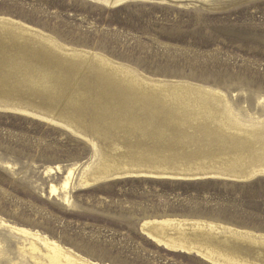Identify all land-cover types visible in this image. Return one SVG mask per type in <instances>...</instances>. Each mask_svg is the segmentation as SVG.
<instances>
[{
  "label": "rangeland",
  "instance_id": "1",
  "mask_svg": "<svg viewBox=\"0 0 264 264\" xmlns=\"http://www.w3.org/2000/svg\"><path fill=\"white\" fill-rule=\"evenodd\" d=\"M0 16L37 27L67 45L100 52L145 75L212 86L223 92V102H211L209 109L200 112L215 113L214 122L206 116L183 113L184 108L172 124L157 122V128L173 129V140L170 136L154 137L159 133L144 138L142 132L122 126L106 127L107 133L102 132L101 137H96L98 132L88 135L82 131L96 139L98 158L105 152L114 157L129 150L146 161L181 168L248 170L244 173L248 175L264 168V128L245 136L236 129L229 132L226 124L237 128L248 124L232 121L234 116L229 114L224 120L223 115L228 104L237 113L264 117V104L260 103L264 97V0H136L116 7L106 0H0ZM7 37L14 41H6ZM18 40L0 35V66L11 65V71L0 69L10 92H0V99L32 109H52L55 116L75 125L81 120L80 105H84L77 98L87 93L86 87L73 93L78 77L71 76L69 70H34L33 64L26 69L15 62L7 65L10 56L1 51L15 49ZM67 72L72 85L62 81ZM87 75L80 78V84L87 85V77L94 80L93 72ZM28 77L38 79L34 80L36 85L24 82ZM99 81V86H94L100 89L106 82ZM110 87H104L97 97L98 89L91 90L93 96L89 92L85 102L107 96L123 98L122 94L134 96L132 90L123 93ZM125 114L122 117L130 123L128 119L134 116L129 113L127 119ZM91 129L95 130L94 126ZM94 154L91 143L68 130L0 112V216L39 229L102 264H213L194 254L158 246L141 230L145 219L200 218L264 233V176L241 181L218 177L113 180L71 188L70 205L50 194V185H58L62 173L46 175V169L81 166ZM235 159L246 161H228ZM9 252L11 257L20 258L13 241Z\"/></svg>",
  "mask_w": 264,
  "mask_h": 264
},
{
  "label": "bare ground",
  "instance_id": "2",
  "mask_svg": "<svg viewBox=\"0 0 264 264\" xmlns=\"http://www.w3.org/2000/svg\"><path fill=\"white\" fill-rule=\"evenodd\" d=\"M130 1H136V0H106V3L109 6L116 7ZM0 35L11 36L13 38L15 37L20 38L25 35H34L45 40L46 43H48L52 47L64 53L72 54L74 56L85 57L88 59H95L94 61H92V64L81 62L80 66L78 67V70H75L74 68H71V70H69L71 73L76 72L74 76L76 75V77L79 78H83V75H87L88 72H93L94 73L93 81H95L96 86H99V82H100L99 80L101 79H103L106 82V84L102 85V87L99 89V87H96L91 83H87V85H84L83 83L80 84V80L77 81L78 79H76L73 88L76 85L78 87L76 88L75 91H73V93L76 92L77 94L78 92H83L80 90V88L86 87L87 89L86 91L87 93H85V95L82 94L80 97L77 98L82 103H84L85 101L84 98L87 95L92 94L91 90L95 91L98 89V92L95 95V97H97L100 94V92L104 90V87L106 88L111 86L110 88H112L113 86H115L119 88L121 91L124 90L122 91L123 93L125 92L128 93L127 91L132 90L133 91L132 95H140L147 93L146 88H152V87L160 88V87H166L167 85H171L176 87V89L166 90L164 91V94H162V96H168V98H172L174 102L181 103L183 105L182 107L185 109L183 110V113L184 111H188L190 112V116L192 115L194 117H196V115L206 116L208 120L214 122L217 119L215 113L210 114L206 112L205 113H200V112L209 109L211 102L214 101L223 102L225 100L223 97V92L220 89L207 85L180 84L177 81H168L166 79L145 75V73H143L142 71H139L138 69L128 64L111 59L106 55L97 51H91L89 49H83V48L67 45L61 42L60 40H58L57 38H55L54 36H52L51 34L37 27H34L25 22L10 17L0 16ZM1 53L6 54V52L3 51H1ZM11 63L12 62L10 60L8 61L7 65ZM0 69L1 71L3 70L11 71L9 67H6L2 64L0 66ZM58 72H61V70H58ZM24 79H25L24 82H27L30 85L31 84L36 85V81L34 82V80H38V79H32L30 77ZM69 79L70 78L67 72L66 75L63 77L62 81L63 82L65 81L64 84L68 83L72 85V82ZM69 81L71 83H69ZM37 83L41 84V82H37ZM111 83L114 85L112 86ZM0 92H5L7 94L10 93L8 91L7 82L1 79V77H0ZM89 92H91V94ZM120 96L125 97V94H122ZM0 100H1L0 112L15 113L22 116H27L36 119L38 121H42L63 128L65 130L74 133L75 135H78L86 139L89 143L93 145L95 149V154L94 157L91 160H89V162H86L81 166H79L78 164H73L67 167L57 165L55 168L46 169L45 171L46 175L55 171L62 173V178L59 184L57 185L53 183L50 185L51 195L57 196L58 199L70 205L69 195L71 188H80V187L82 188L98 183V178L94 175V173L97 169H99L100 165L103 163L102 160L103 157L106 156L105 154L106 152L102 154L101 158L100 157L98 158V150H97L98 145L96 139L85 135L82 131L77 129L78 127L77 128L75 127L76 124L74 125L72 122L64 118L47 114L46 112L39 111L38 109H32L24 105L9 103V101L11 100H7V99L6 100L0 99ZM260 103L264 104V97L260 99ZM224 109L227 110L225 113L223 112L224 120L225 119L227 120L229 118V115H232L234 116L232 121L239 120L248 124L243 126L237 125L238 128L240 129H238L237 127H230L227 124H226L227 127L223 125L225 129L226 128L228 129L229 132L234 131L233 129H236L240 133L243 132L242 134L245 136V135L254 134L253 132H255V130L257 129L264 128L263 125L264 117L256 116L250 112H248L247 114L237 113L233 111L228 104L227 105L225 104ZM126 115L128 116L127 119L131 117V114L129 115L128 113H126L125 116ZM189 117H186V119ZM190 118L192 120V117ZM194 120L195 119H193V121ZM170 123L172 124L173 122L170 121ZM250 124H261V125L254 126ZM200 130L201 131L203 130L204 132L205 129L203 128ZM97 134L96 137L97 136L101 137V135H97ZM178 134L179 133H177V136H179L181 133L179 135ZM229 136L231 138H235V136L231 134ZM174 137L175 135H173V133H170V139L173 140ZM166 139L169 138L166 137ZM112 156L116 158L115 161H121L122 164H132L135 161H141L140 159H136V158L122 157L123 156L122 153H120L119 156L118 155L115 156L114 154ZM228 161H246V160L235 159ZM248 163H242V164L246 165ZM3 165H7L9 168L11 167V164L7 162L6 163L3 162ZM248 165L251 166L250 164ZM236 168H238V165L236 166ZM221 169H208V170L211 171L215 170L211 174L216 178L217 177L230 178L236 180H238L239 178H244L247 180V178H251V177L264 176L263 167L255 169L254 172L250 175L244 174L247 175L246 177H240L232 173L231 175L224 174L223 172H221ZM127 174H130V176L136 178L138 177L148 178L153 175L152 172H147V171H140V173L130 172ZM60 193H62L63 195L60 196ZM141 230L150 240H152V242H155L158 246L164 247L168 251L180 252L188 255L194 254L197 257H201L213 264H264V233L262 232H256L249 229L238 228L217 221L200 219V218H187V217H165L161 219L153 218L148 220L145 219V221L141 225ZM203 238L206 240H204ZM209 238H212L214 240L209 241L208 240ZM220 238L223 239L221 240ZM216 239H220V240L217 241ZM233 239H241L240 241L243 242L245 245L248 244L249 247L247 248L244 246H241L243 248H239L237 246L232 247L229 245L230 242L228 240H233ZM12 241L15 242L16 249L18 250V253L20 255L19 259H15L10 255L9 243ZM0 264H102V263L92 260L87 256H84L83 254L77 252L73 248L64 245L58 239H55L53 236L48 235L45 232L40 231L39 229L23 227L16 224L15 222H10L9 220L0 216Z\"/></svg>",
  "mask_w": 264,
  "mask_h": 264
},
{
  "label": "water",
  "instance_id": "3",
  "mask_svg": "<svg viewBox=\"0 0 264 264\" xmlns=\"http://www.w3.org/2000/svg\"><path fill=\"white\" fill-rule=\"evenodd\" d=\"M7 38L8 39L6 41L8 42L14 41L10 37ZM18 44H20V47L17 48ZM14 45L15 49L8 48L3 52H6V54L10 56L11 62H15V64H21L20 66L26 69L27 67L32 66L31 64H33L32 68L34 70L35 68H46L47 70L51 71H65V69L71 70V68L78 70L81 62L92 64V61L95 60L81 56H74L72 54H67L59 51L58 49L46 43L45 40L34 35L22 36L20 37V40L14 42ZM34 57H36L37 60ZM10 66L11 65H9L8 67ZM75 73H71L70 75L73 76ZM86 79L89 83H92L93 85L95 84V81H92L88 77ZM79 80L80 78L78 77V81ZM174 89H176V87L167 85L166 87L160 88H146L147 93L140 95L131 96L125 94V97L123 98L117 96H107L103 97V99L101 100L99 99L100 101L91 99L87 101L88 104L84 101V103L86 104L80 105L79 109L82 108V115L79 116L81 120H79V122H75V124L77 125L76 127H78V129L83 131L84 133H87L88 135H91V132H98L99 135H101L102 132H106V127L120 128L122 126V128H134V130H136L137 132H142L141 135L144 138H154L159 136L169 137V133L172 132L171 127L164 129L157 128V122L163 120L172 121L173 119H175L174 117L176 116V114L183 110V105L181 103L174 102L173 99L168 98V96H162V94H164V91ZM38 109L39 111H45L47 114L55 115V111L52 109L45 108L46 110H43V106H39ZM124 113H131L132 116H134V119H128L130 120V123H127L126 120L122 119V115ZM83 119L84 122L82 123ZM71 120L74 121V118L71 117ZM133 122L138 123L134 124ZM91 126H94L95 130H92ZM152 133H159L160 135L151 137ZM131 147H133V145ZM122 154V157L125 158L140 157L136 159H140L141 161H135L132 164H122L121 161H115V157H110L108 155L104 156L102 160L103 163L94 173V175L98 178V183L127 178H136L130 176V174L127 173H140V171L152 172L153 175L148 178L154 179L183 181H196L213 178L218 179L211 174L215 170H204L201 167H195L196 169L188 167L180 168L173 165V163L165 162L159 164V162L157 161H146L141 158L144 156H139L140 154L135 155L129 150ZM119 155L120 153L118 154V156ZM247 171L237 172V170L228 169L223 173L229 175H231V173L244 175V173H247ZM238 180L241 181L246 179L239 178ZM220 239L222 240L223 238ZM220 239L216 240L219 241ZM208 240L213 241L214 239L209 238ZM240 240L241 239L228 240L230 242L229 245L232 247L237 246L239 248H243L241 246H244L246 248L249 247L248 244L245 245Z\"/></svg>",
  "mask_w": 264,
  "mask_h": 264
}]
</instances>
